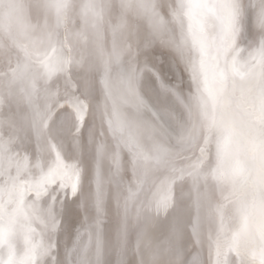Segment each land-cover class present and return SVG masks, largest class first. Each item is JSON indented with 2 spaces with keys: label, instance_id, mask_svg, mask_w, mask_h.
Listing matches in <instances>:
<instances>
[{
  "label": "snow or ice",
  "instance_id": "1",
  "mask_svg": "<svg viewBox=\"0 0 264 264\" xmlns=\"http://www.w3.org/2000/svg\"><path fill=\"white\" fill-rule=\"evenodd\" d=\"M149 220L167 264H264V0H0V264H146Z\"/></svg>",
  "mask_w": 264,
  "mask_h": 264
},
{
  "label": "rangeland",
  "instance_id": "2",
  "mask_svg": "<svg viewBox=\"0 0 264 264\" xmlns=\"http://www.w3.org/2000/svg\"><path fill=\"white\" fill-rule=\"evenodd\" d=\"M148 56L153 60V62L156 63L157 67L159 66V68H161V73L164 72V70L162 68V64L165 65L167 62L169 63V61H168L169 59H171L172 65L174 64V58L172 56L171 50L164 47L163 45H160L159 43L154 44L153 47L151 49H149ZM172 65L169 69H170L171 77L174 78L176 75H179V73L176 71H175L176 73L174 72V68H172L174 65L173 66ZM172 72H174V73H172ZM183 84H184L183 85L184 89L186 91L187 86H188L187 76L184 77ZM127 102L130 105L127 104ZM122 105H123V107H119L117 109V117H115L114 119H117L119 121V123L123 125L125 134H128V133L135 134L137 132L138 125L136 124L135 121H133L132 114H131L133 112V110L135 109L134 108V102L131 99H128V101L122 102ZM126 105H127V109H126ZM129 107L131 110L129 109ZM101 111L102 112L104 111L103 107H102ZM111 111H112L111 105H109L108 112L111 113ZM144 119L146 120L147 117H144ZM165 119H167V118L165 117ZM96 124H97V127L99 128L100 127V117L99 116H97ZM105 128H107L106 123H105ZM140 131L145 136V143L150 144L151 140L148 137L147 132L142 127L140 128ZM108 135H109V138H111L110 132L108 133ZM164 178H165V176L162 173H157L156 177H155L157 183L164 180ZM189 244H190V241H185V247H188ZM166 246H167L166 233H164L159 227H153L151 220H149L148 223L146 224L144 239L141 241V247L145 250L146 264H151V260H150L151 252L155 251L157 249H159V252H160V255H159L160 264H167L166 261H168V256L163 251L166 248ZM185 259L187 260V258H185Z\"/></svg>",
  "mask_w": 264,
  "mask_h": 264
},
{
  "label": "bare ground",
  "instance_id": "3",
  "mask_svg": "<svg viewBox=\"0 0 264 264\" xmlns=\"http://www.w3.org/2000/svg\"><path fill=\"white\" fill-rule=\"evenodd\" d=\"M169 61V63L167 62L165 65H163L162 64V68H163V70H164V72H162L161 74H162V76H164V78L165 79H171L172 77H171V73H170V67H171V65H172V61H171V59H169L168 60ZM158 64V63H157ZM174 65V64H173ZM172 65V66H173ZM159 67V66H158ZM172 68H174V66L172 67ZM175 72V71H174ZM174 72H172V73H174ZM176 73V72H175ZM173 75V74H172ZM175 75V74H174ZM184 85V84H183ZM143 92H142V95L144 96V99H145V101L146 102H148L150 105H153L154 106V110H159L160 109V105H158L157 103H156V95H157V89H156V84H155V82L151 79V77H149V76H146L145 77V81H144V84H143ZM128 101V100H127ZM130 101V100H129ZM131 102V101H130ZM127 104H129L128 102H127ZM125 105V104H124ZM130 105V104H129ZM133 106V105H132ZM122 107H123V105H122ZM125 107V106H124ZM126 109H127V105H126ZM129 109H130V107H129ZM133 109V108H132ZM131 110V109H130ZM129 110V111H130ZM135 110V109H134ZM133 110V111H134ZM176 111L177 112H179L180 111V109L177 107L176 108ZM131 112V111H130ZM132 114V113H131ZM161 115H163V116H165L166 118H167V115L163 112V111H161ZM132 126V125H131ZM186 257L185 258H188V255H185ZM186 260V259H185ZM167 262V261H166Z\"/></svg>",
  "mask_w": 264,
  "mask_h": 264
}]
</instances>
